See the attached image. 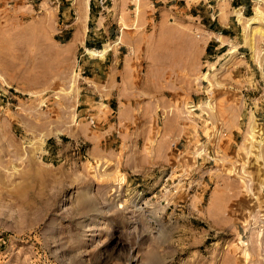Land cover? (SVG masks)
I'll list each match as a JSON object with an SVG mask.
<instances>
[{"label": "rangeland", "instance_id": "1", "mask_svg": "<svg viewBox=\"0 0 264 264\" xmlns=\"http://www.w3.org/2000/svg\"><path fill=\"white\" fill-rule=\"evenodd\" d=\"M0 264H264V0H0Z\"/></svg>", "mask_w": 264, "mask_h": 264}, {"label": "bare ground", "instance_id": "2", "mask_svg": "<svg viewBox=\"0 0 264 264\" xmlns=\"http://www.w3.org/2000/svg\"><path fill=\"white\" fill-rule=\"evenodd\" d=\"M82 6H86L89 9V2L88 1H86L85 3L82 2ZM238 17H239V20L244 19L241 14H238ZM262 17H263L262 11L259 8V6H257L256 9H255L254 15L251 18L247 19V22L245 24L246 28H250L252 25L257 23V21H260L262 19ZM108 50H109V47H106V48H104L102 50L88 49L87 51L91 55L103 57L107 53Z\"/></svg>", "mask_w": 264, "mask_h": 264}, {"label": "crops", "instance_id": "3", "mask_svg": "<svg viewBox=\"0 0 264 264\" xmlns=\"http://www.w3.org/2000/svg\"><path fill=\"white\" fill-rule=\"evenodd\" d=\"M189 1H192V0H189ZM238 10H241V9H238ZM239 13H241V15L244 16V13L242 12V10H241ZM234 14H235V13H234ZM235 16H236V15H235ZM237 16H238V14H237ZM244 17H245V16H244ZM220 38H221V37L218 38L219 41H220Z\"/></svg>", "mask_w": 264, "mask_h": 264}]
</instances>
